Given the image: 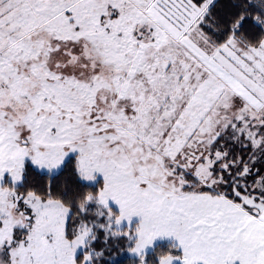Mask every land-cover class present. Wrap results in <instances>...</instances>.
<instances>
[{"label": "snow or ice", "instance_id": "snow-or-ice-1", "mask_svg": "<svg viewBox=\"0 0 264 264\" xmlns=\"http://www.w3.org/2000/svg\"><path fill=\"white\" fill-rule=\"evenodd\" d=\"M125 262L264 264V0H0V264Z\"/></svg>", "mask_w": 264, "mask_h": 264}, {"label": "trees", "instance_id": "trees-1", "mask_svg": "<svg viewBox=\"0 0 264 264\" xmlns=\"http://www.w3.org/2000/svg\"><path fill=\"white\" fill-rule=\"evenodd\" d=\"M114 255H115V253H114ZM125 264H127V262H125Z\"/></svg>", "mask_w": 264, "mask_h": 264}]
</instances>
